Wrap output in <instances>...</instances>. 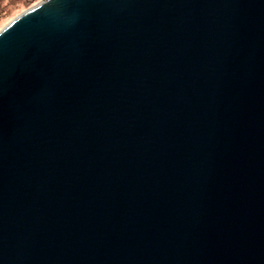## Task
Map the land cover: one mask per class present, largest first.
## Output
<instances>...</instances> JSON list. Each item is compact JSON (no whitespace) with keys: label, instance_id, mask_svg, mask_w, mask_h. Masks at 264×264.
<instances>
[{"label":"water","instance_id":"water-1","mask_svg":"<svg viewBox=\"0 0 264 264\" xmlns=\"http://www.w3.org/2000/svg\"><path fill=\"white\" fill-rule=\"evenodd\" d=\"M0 264H264V0L3 25Z\"/></svg>","mask_w":264,"mask_h":264},{"label":"trees","instance_id":"trees-1","mask_svg":"<svg viewBox=\"0 0 264 264\" xmlns=\"http://www.w3.org/2000/svg\"><path fill=\"white\" fill-rule=\"evenodd\" d=\"M37 0H0V16H11Z\"/></svg>","mask_w":264,"mask_h":264},{"label":"rangeland","instance_id":"rangeland-1","mask_svg":"<svg viewBox=\"0 0 264 264\" xmlns=\"http://www.w3.org/2000/svg\"><path fill=\"white\" fill-rule=\"evenodd\" d=\"M38 1H39V0L33 2L31 5L35 4V3L38 2ZM31 5H30V6H31ZM28 7H29V6L23 8L21 11H23L24 9H26V8H28ZM21 11H19V12L13 14V15H11V16H7V17H6V16H0V28H1L3 25H5L10 19H12L15 15H17L18 13H20Z\"/></svg>","mask_w":264,"mask_h":264}]
</instances>
